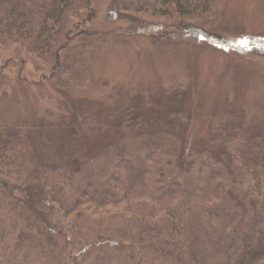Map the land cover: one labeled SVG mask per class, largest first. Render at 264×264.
Returning a JSON list of instances; mask_svg holds the SVG:
<instances>
[{"label":"trees","instance_id":"1","mask_svg":"<svg viewBox=\"0 0 264 264\" xmlns=\"http://www.w3.org/2000/svg\"><path fill=\"white\" fill-rule=\"evenodd\" d=\"M216 1L113 6L134 18L175 16L188 30ZM83 5L90 0H0V46L51 62L56 86L76 87L86 59L63 56L60 36ZM228 135L219 153L214 143L196 151L181 134L129 114L102 147L66 165L39 159L22 130L2 132L0 191L10 220L0 222V264H264V125L243 123Z\"/></svg>","mask_w":264,"mask_h":264},{"label":"rangeland","instance_id":"2","mask_svg":"<svg viewBox=\"0 0 264 264\" xmlns=\"http://www.w3.org/2000/svg\"><path fill=\"white\" fill-rule=\"evenodd\" d=\"M137 15L119 12L113 0L68 14L63 56L86 59L68 89L56 86L51 62L0 46V134L20 129L39 159L75 165L129 114L181 134L187 148L214 143V153L243 123L264 125V0H217L188 30L175 16ZM4 202L0 191V222L8 224Z\"/></svg>","mask_w":264,"mask_h":264},{"label":"snow or ice","instance_id":"3","mask_svg":"<svg viewBox=\"0 0 264 264\" xmlns=\"http://www.w3.org/2000/svg\"><path fill=\"white\" fill-rule=\"evenodd\" d=\"M242 43H244V44H247V43H248V41H242Z\"/></svg>","mask_w":264,"mask_h":264}]
</instances>
